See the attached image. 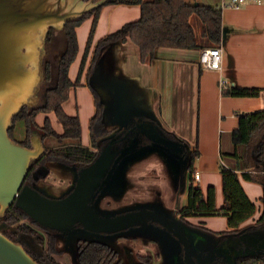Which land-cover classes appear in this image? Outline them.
Wrapping results in <instances>:
<instances>
[{"label": "trees", "instance_id": "trees-1", "mask_svg": "<svg viewBox=\"0 0 264 264\" xmlns=\"http://www.w3.org/2000/svg\"><path fill=\"white\" fill-rule=\"evenodd\" d=\"M118 5L139 6L140 18L124 24L117 31L102 37L94 45L96 27L104 8ZM194 16L202 24L200 35L191 21ZM90 18L93 19L92 29L77 79L73 81L70 77V70L80 52L77 28ZM225 31L223 9L218 6H206L196 0H108L105 6L93 13L78 21L67 23L62 31L65 36L66 49L56 68V86L46 92L43 106L22 108L20 113L14 117L13 126L9 131L12 140L28 148L31 147V138L35 131L43 137L44 144L49 138L58 141V145L54 148L45 145L46 156L41 161H33L24 184L34 186L40 179L46 178L48 174L37 175V178L35 174L40 165H46L48 162L67 166L79 175L92 165L108 146H111L112 151L119 153L115 167L125 158L137 155L145 149H159L177 161L180 166L187 163L189 173L187 204L176 212V216L180 215L178 226L184 231L182 224L194 226L190 223V218L225 216L230 229L225 236H230L224 238L234 237V239H230L225 244L232 253L230 254L231 259L226 258L227 253L217 254L226 260L223 264H264V212L256 224L243 226L254 217L257 206L249 198L242 184L244 180L262 186L261 203L264 209V110L238 113L239 127L232 134L235 152L231 157L234 166H221L224 206L218 208L216 187L210 186L205 192L199 184H195L194 177L197 173L195 163L200 156L198 149L190 151L183 141L162 128L156 120L144 114H134L130 123L124 124L120 129L110 130L104 122V102L96 89L90 86L96 112L89 121L90 145H84L80 117L71 116L64 109V104L70 99L72 90L82 81L86 62L91 52L92 60L87 78L93 75L104 49L113 44L128 41L134 43L139 49L141 62L149 64L154 60L158 48L189 50L220 48L225 41ZM53 33L55 30L51 29L48 40ZM52 67L53 65L48 63L45 73L47 81L53 77ZM263 91L262 88L233 85L224 88L222 93L228 97L253 98L260 97ZM42 113H53L63 127L62 133L53 128L50 117H46L43 125L38 124L37 117ZM142 121L155 126L156 136L148 135L138 129L132 130L137 123ZM19 124L24 125L25 129L22 138H18ZM109 180L110 178L106 176L102 180L101 187L94 194L91 201L94 208ZM147 223L164 228L152 220H148ZM79 228L86 230L82 224L75 225L67 233L44 227L15 204L6 211L4 217H0V230L12 241L18 243L21 235H30L42 246V254L29 252L40 264H65L57 260V256L62 253L58 249L59 235L71 236L72 233L78 232ZM78 245V264H123L119 260L118 253L107 243L79 241ZM200 254H202L201 250L192 248V256L197 257ZM138 259V264H151L152 262L149 256L140 255Z\"/></svg>", "mask_w": 264, "mask_h": 264}, {"label": "crops", "instance_id": "crops-1", "mask_svg": "<svg viewBox=\"0 0 264 264\" xmlns=\"http://www.w3.org/2000/svg\"><path fill=\"white\" fill-rule=\"evenodd\" d=\"M196 1L223 9L226 31L225 41L220 47L223 52L221 71L205 70L201 67L200 49L158 48L154 60L144 64L134 43L120 42L104 49L93 75L87 78L92 60V52L90 53L82 81L73 92L78 93V89L86 91L90 86L96 88L105 103L104 121L107 127L113 130L120 127L114 121L115 89L119 84L125 83L131 91L135 106L140 111L156 120L166 131L176 135L190 151L198 149L200 156L196 160L195 168L201 176L199 186L205 192L208 187L215 186L217 206L221 208L224 206V196L220 164L223 160L222 154L225 152L229 163L222 161L223 164L234 166L231 157L235 152L232 134L239 127L238 113L264 110V91L260 97L253 98L228 97L222 92L224 88L233 85L264 89V3H250L241 8H232L227 6L228 0ZM124 13L134 17L122 18L121 15ZM140 16L139 6L105 7L96 27L94 45L102 37L115 32L128 22L138 20ZM92 24L93 19L90 18L77 28L79 44L82 45L84 42L87 44ZM83 55L79 57V62L71 67L70 77L73 81L77 79ZM74 65L76 73L71 76ZM221 80L227 81L228 84L221 87ZM64 109L71 115L66 109V103ZM95 112V105L89 107L87 114H84L80 107L78 115L89 123ZM145 158L146 156L137 159L126 167L124 170L126 178L123 177V182L127 183L130 180L129 168ZM159 159L168 167L165 158ZM184 184L183 192L176 198V210L183 209L187 204L188 172L185 174ZM242 184L249 198L257 206L254 217L243 225L246 227L256 224L263 215L261 203L263 189L260 184L254 182L242 180ZM148 191L153 193L152 189ZM166 199L168 200L166 209L171 211L174 206L172 199L169 197ZM130 203L132 204V201ZM179 217L180 215L177 216L178 219ZM215 218L189 220L190 223L200 221L199 224L192 226L195 231L201 229L207 231L208 228L211 229L208 232H212L216 237L221 234L218 236L219 239L230 236H225V233L230 231L227 218L226 226L221 227L222 231L208 226V221Z\"/></svg>", "mask_w": 264, "mask_h": 264}, {"label": "water", "instance_id": "water-1", "mask_svg": "<svg viewBox=\"0 0 264 264\" xmlns=\"http://www.w3.org/2000/svg\"><path fill=\"white\" fill-rule=\"evenodd\" d=\"M107 2L108 0H0V217H4L6 211L15 204L44 227L67 233L75 225L82 224L87 231L101 234H118L152 220L178 238L184 248L185 261L192 264V248L199 250L197 243L202 242L201 236L188 230L192 226L181 223L183 231L178 226L180 220L177 216L171 219L149 209L102 216L91 204L106 176L110 178L108 183L114 190L129 164L144 157L142 155L149 151L163 153L159 149H145L137 155L125 158L115 167L119 153L112 151L111 146L106 147L92 165L77 175L72 193L62 199L49 198L37 189L24 185L33 161L43 158L47 149L38 131L33 133L30 148L12 140L9 131L14 117L22 108H31L39 101L38 92L45 80L43 60L47 54L46 41L49 32L51 29L62 32L67 23L80 20L105 6ZM121 89L124 94L126 90L131 93L125 83L119 84L115 89L116 107H119L121 95L118 98V94ZM126 98L133 101L132 94ZM101 99L104 102L102 96ZM133 108L135 114L147 115L135 104ZM118 124L120 129L123 126L122 121ZM134 129L156 136L155 126L145 121L137 123L132 130ZM163 154L170 163L176 164L175 167H180L177 161ZM181 167H184L183 170L187 169V163ZM116 175L120 177L117 178ZM107 191L105 189L102 194ZM24 240L30 248L42 252V247L33 239L26 237ZM0 264L40 263L22 242L12 241L0 230Z\"/></svg>", "mask_w": 264, "mask_h": 264}, {"label": "rangeland", "instance_id": "rangeland-1", "mask_svg": "<svg viewBox=\"0 0 264 264\" xmlns=\"http://www.w3.org/2000/svg\"><path fill=\"white\" fill-rule=\"evenodd\" d=\"M121 16L122 18L128 17L127 19H132V17H134V15L129 16L127 13H124ZM191 21L196 32L200 35L202 31L200 20L194 16ZM59 35L60 47L59 50L54 51V56L58 52L63 51L66 45L64 34L60 33ZM85 48V42L82 43V45L80 44V52L75 61V65L79 62V57L84 54ZM75 65L73 66L71 76H74L76 73L74 70ZM56 82L57 76L55 75V83ZM54 86L55 84L53 87ZM125 93L126 94H124L122 89L120 90L118 94V98L121 95L119 107H116V105L114 107V121L115 123L122 121L123 125L130 123L135 114L133 101H129V99L126 98L127 95L129 96L131 93L129 94L127 90ZM43 103L45 104V102ZM43 103H41L42 106L44 105ZM80 107L84 114L89 113V107H94V99L90 89H87L86 91L78 89V93L76 92V94L72 90L70 99L66 102V109L71 115L76 116L80 113ZM78 116L80 117V115ZM46 117H50L53 128L62 133L63 127L53 113L40 114L37 117L38 124L43 125ZM80 120L82 124V143L87 145L90 137L89 123L88 121H85L84 118L80 117ZM19 127L18 138H22L25 131L24 125L21 126L19 124ZM45 145L49 148H54L58 145V141L49 138L46 140ZM88 145H90V143ZM223 153L222 161H225L226 163L228 161L229 163V159L225 156V152ZM142 156H146V158L129 168L130 180L127 183L123 182L126 178L123 175L124 179L121 177L120 183L118 181L119 184L114 190L113 188H110L109 183L106 185L105 189H108L107 193L102 195L96 202V209L100 211L102 216L121 215L123 213L137 212L141 209H149L160 212L171 219L174 217L176 218V212L181 210H176L175 208V203L177 204L176 198L185 188L184 182L187 169L183 170L184 167L181 166L175 167L176 164L174 165V163H170L168 161L169 159L167 160V157L163 153H159V151H155L154 153L153 151H149ZM158 156L162 159H166L169 168L160 161ZM222 161L220 164L221 166L224 165V162ZM48 166V175L37 184V187L45 195L51 198H55V196H63L75 184V171L61 164H48ZM120 175H116L117 178H119ZM166 187L168 189L165 190ZM151 189L153 193L148 191ZM164 195H166L165 198ZM167 197L172 199L174 205L171 211L166 209L168 203V200L166 199ZM105 199L111 202V206L105 205ZM131 201L132 204L130 203ZM212 220L208 221V226L217 231H222L221 227L226 226L225 216H216V218ZM199 222V220H196L192 223L199 224ZM193 229L194 228H188V230L199 234L201 236L202 244L207 245L205 251L201 255L202 257L204 256L207 258L204 264H223L226 260L224 257L221 258L219 255L217 256L218 251L227 253L228 256L226 255V258L228 257L231 259L230 254L232 255V253L225 244L227 241H230V239H234V237L227 239L220 237L219 239L218 236H221V234L216 237L212 232H208L211 229L206 228L207 231H195ZM187 232L190 235V232ZM124 234L118 236V234H101L92 233L87 230H79L78 232L72 233L70 238L58 241V249L61 250L60 252L62 253L57 256V260L65 264H78L77 255L79 241H99L109 244L118 253L119 260L123 264H138V257L140 255L151 257V264H187L184 258L183 245L179 242L178 238L158 225L146 223L144 225L127 229ZM199 243H197V245ZM232 243L233 241L231 242V245ZM199 250L203 251V248H199Z\"/></svg>", "mask_w": 264, "mask_h": 264}, {"label": "flooded vegetation", "instance_id": "flooded-vegetation-1", "mask_svg": "<svg viewBox=\"0 0 264 264\" xmlns=\"http://www.w3.org/2000/svg\"><path fill=\"white\" fill-rule=\"evenodd\" d=\"M56 33V34H55ZM55 33H53L52 34V36L50 37V40H48V38H47V41H46V49H47V54L45 55V57H44V60H43V71H44V75H45V73H46V68H47V65H48V63H51L52 65H53V67H52V74H53V77H52V79L50 80V81H47L46 80V78H45V80H44V82L42 83V85H41V89L39 90V92H38V95H39V101H38V104L37 105H35V106H33V107H31V108H37V107H41L42 106V104L41 103H43V102H45V95H46V92L49 90V89H51V88H53V85L55 84V86H56V84H57V82L55 83V73H57V70H56V68H57V66H58V62H59V60H60V58H61V55L64 53V51H65V49H66V45H65V49L63 50V51H61V52H58L55 56H54V51L55 50H59V47H60V38H59V34L60 33H62V32H56L55 31ZM58 34V35H57ZM49 36V35H48ZM65 37V36H64ZM66 42V41H65ZM66 44V43H65ZM57 63V64H56ZM56 70V72H54ZM54 86V87H55ZM41 104V105H40ZM44 104V103H43ZM28 108H30V107H28ZM46 154H47V152H46ZM46 154H45V156H46ZM44 156V157H45ZM43 157V158H44ZM43 158H41V159H39L40 161L43 159ZM48 164H58V163H53V162H48V163H46V165H40L39 166V168L36 170V174H35V177L37 178V175H39V176H44V175H46V174H48ZM58 165H60V164H58ZM76 174H77V172H75ZM38 176V177H39ZM42 179H40L39 181H38V183L41 181ZM38 183H36L34 186H30V185H25V186H30V187H32V188H34V189H37L41 194H43V195H45L38 187H37V184ZM73 187H74V185L72 186V188L68 191V192H66L63 196H55V198H52V199H62V198H65V197H67L69 194H71L72 193V191H73ZM45 196H47V195H45ZM51 196H53V195H51ZM47 197H49V196H47ZM49 198H51V197H49ZM106 200V202H105V205H107V206H111V202L109 201V200H107V199H105ZM104 201V200H103ZM102 201V202H103ZM95 205H96V203H95ZM124 214V213H123ZM126 214V213H125ZM82 228H79L78 230H81ZM199 229V228H198ZM201 229V228H200ZM202 230V229H201ZM124 232L125 231H122V232H120V234L118 233V236L119 235H121L122 236V234H124ZM105 234H109V233H105ZM111 234V233H110ZM72 235V234H71ZM125 235V234H124ZM70 236V235H69ZM69 236H67V237H64V236H60L59 235V240H64V239H68V238H70ZM26 237H30L31 239H33L36 243H37V241L32 237V236H30V235H21L20 236V239H19V241L20 242H22L23 244H24V246H25V248L28 250V252H32V253H35V254H42L43 253V248H42V252H38V251H36V248H30L29 246H28V244H27V242H26V240H24ZM23 238V239H22ZM224 238V237H223ZM22 239V240H21ZM211 242V241H210ZM38 244V243H37ZM39 246H41L40 244H38ZM198 246H199V248H203V251H202V254H203V252L205 251V249H206V246L207 245H204V244H202V242H200L199 244H198ZM42 247V246H41ZM220 251H218L217 252V254L219 253ZM202 254H200L199 256H197V257H195V256H192V252H191V257H192V264H204L206 261L205 260H207V258L206 257H202L201 255ZM184 258H185V256H184ZM203 262H202V261ZM188 264V263H187Z\"/></svg>", "mask_w": 264, "mask_h": 264}, {"label": "built area", "instance_id": "built-area-1", "mask_svg": "<svg viewBox=\"0 0 264 264\" xmlns=\"http://www.w3.org/2000/svg\"><path fill=\"white\" fill-rule=\"evenodd\" d=\"M250 3L261 4L264 3V0H228L227 6L232 8H241ZM222 62L223 52L221 48H204L201 50L199 63L203 69L221 71ZM227 84V81L221 80V87H225ZM194 179L196 185L200 183L201 176L198 172L195 174Z\"/></svg>", "mask_w": 264, "mask_h": 264}]
</instances>
